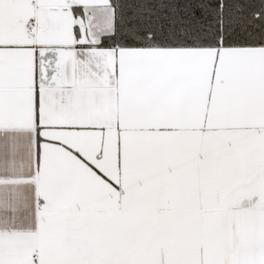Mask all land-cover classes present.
Wrapping results in <instances>:
<instances>
[{"label": "snow or ice", "instance_id": "snow-or-ice-1", "mask_svg": "<svg viewBox=\"0 0 264 264\" xmlns=\"http://www.w3.org/2000/svg\"><path fill=\"white\" fill-rule=\"evenodd\" d=\"M0 264H264V0H0Z\"/></svg>", "mask_w": 264, "mask_h": 264}]
</instances>
